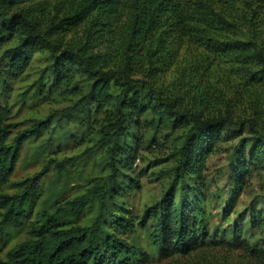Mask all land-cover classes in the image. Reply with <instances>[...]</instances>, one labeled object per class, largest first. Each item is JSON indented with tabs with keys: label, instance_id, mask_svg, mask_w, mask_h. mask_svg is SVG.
Returning a JSON list of instances; mask_svg holds the SVG:
<instances>
[{
	"label": "trees",
	"instance_id": "trees-1",
	"mask_svg": "<svg viewBox=\"0 0 264 264\" xmlns=\"http://www.w3.org/2000/svg\"><path fill=\"white\" fill-rule=\"evenodd\" d=\"M45 1L0 0L2 87L18 79L35 51L46 50L53 59L55 79L69 81L77 72L92 79L90 97L95 107L114 106L116 110V134L121 128L120 115L126 114L137 121L145 113L153 116L151 127L170 123L173 128L184 127L185 134L169 185L160 198L144 208L141 216L109 212L106 218L99 212L90 224L76 225L65 211L71 205L75 213L80 199L56 204L52 211L34 212L45 169L23 180L17 192H1L9 183L24 143L38 135L48 120H36L30 128L18 129L20 123L12 120L10 107L0 103V264H146L152 256L123 236L148 222L152 255L188 254L205 246L210 236L203 220L206 212L199 192L201 170L217 143L228 136L226 128L231 117L221 113L204 115L198 103L184 105L183 96L163 95L149 79L154 71L157 75L168 70L176 60L178 46L186 41L189 46L202 48V63H207L205 72L209 73L208 64L212 67L223 63L232 74H244L247 80L257 84L264 82L263 34L259 32L264 24L262 8H254L244 0H75V12L62 18L71 19L70 26L88 22L94 33H100L105 23L120 15L118 11L122 8L126 22L123 30L110 34L107 40H101V36L91 39L88 31L78 44L65 46L51 40L52 25L48 32H43L36 19L7 11L8 7L25 2ZM244 30L247 38L241 39L239 32ZM10 41L13 43L1 47ZM137 73L148 78V87L156 95L151 92L140 96L130 90L131 76ZM112 83L123 86L119 96L111 93ZM199 93L200 90H194L190 100ZM255 133L256 142L248 152L246 141L240 145L232 175L234 194L241 190L247 167L261 166L264 162V133ZM117 143L111 147L112 172L119 161L117 153L124 159L131 153L130 147L120 148ZM187 178L196 179L193 186L186 183ZM194 186L199 196L193 192L195 197L189 198L186 187L190 190ZM176 188L180 191L177 199ZM24 230L29 237L1 255L10 237ZM253 253L264 259V250Z\"/></svg>",
	"mask_w": 264,
	"mask_h": 264
},
{
	"label": "rangeland",
	"instance_id": "rangeland-1",
	"mask_svg": "<svg viewBox=\"0 0 264 264\" xmlns=\"http://www.w3.org/2000/svg\"><path fill=\"white\" fill-rule=\"evenodd\" d=\"M244 1L252 3L254 8H262L264 21V0ZM76 5L75 0H46L10 5L7 11L21 13L29 20L36 19L43 32H48L52 25L51 40L65 46L78 44L88 31L91 39L101 36V40H107L110 34L123 30L126 22L123 8L118 11L120 15L105 23L100 33H94L88 22L70 26L71 19L62 18L72 16ZM259 32L263 34L264 47V24ZM239 36L246 39L247 31L239 32ZM177 49L174 63L157 75L154 71L149 79L151 84L163 95L183 96L184 105L198 103L204 115L221 113L231 117L226 128L228 136L217 143L201 170L199 192L210 239L205 246L188 254L152 255L148 236L150 222L123 237L152 256L146 264H264V259L253 253L264 250V162L261 166L247 167L241 190L236 194L232 181L240 145L246 141L248 152L256 142L255 132L264 133V82L257 84L247 80L244 74H232L223 63L212 67L208 64L209 73L205 72L207 63H202V48L189 46L184 41ZM131 78L130 90L140 96L157 94L149 89L148 78L143 74L137 73ZM91 82L92 79L81 72L75 73L69 81L55 79L53 59L46 50L32 54L17 80L4 87L0 81V103L10 107L12 120L20 123L18 129L30 128L36 120H48L38 135L24 143L9 183L1 192H17L23 180L45 169L40 181L41 196L34 212L52 211L56 204L80 199L75 213L71 205L66 207L65 215L72 224L88 225L99 212L103 217L109 212H120L138 218L169 185L185 128H173L170 123L151 127L153 116L150 113L139 115L137 121L124 114L119 116L121 128L116 134V110L114 106L95 107L90 97ZM122 89L119 84H111L113 96H119ZM194 90H200V95L195 93L191 101ZM237 132L240 135L235 136ZM116 141L120 148L130 147L131 153L125 159L123 156L120 159L117 153L119 161L112 172L111 147ZM194 182V178L186 180L189 186ZM195 188L186 187L189 198L193 192L198 195ZM179 192L176 188L175 199ZM28 237L25 230L12 235L1 255Z\"/></svg>",
	"mask_w": 264,
	"mask_h": 264
}]
</instances>
